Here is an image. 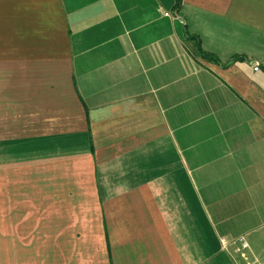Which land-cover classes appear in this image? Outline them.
Listing matches in <instances>:
<instances>
[{"label": "crops", "instance_id": "obj_1", "mask_svg": "<svg viewBox=\"0 0 264 264\" xmlns=\"http://www.w3.org/2000/svg\"><path fill=\"white\" fill-rule=\"evenodd\" d=\"M175 5L0 0V264H264V0Z\"/></svg>", "mask_w": 264, "mask_h": 264}, {"label": "trees", "instance_id": "obj_2", "mask_svg": "<svg viewBox=\"0 0 264 264\" xmlns=\"http://www.w3.org/2000/svg\"><path fill=\"white\" fill-rule=\"evenodd\" d=\"M181 3H182V0H176V5H175V7H176L177 9L180 8ZM191 37L196 38V37H194V36H191ZM196 39H197V51H198V53H199L202 57H206V58H208V59H210V60H215V61H217V58H216L213 54H209V53H207V52H205V51L202 50V47H201V44H200V40H199L198 38H196Z\"/></svg>", "mask_w": 264, "mask_h": 264}, {"label": "built area", "instance_id": "obj_3", "mask_svg": "<svg viewBox=\"0 0 264 264\" xmlns=\"http://www.w3.org/2000/svg\"><path fill=\"white\" fill-rule=\"evenodd\" d=\"M254 69H255V70H260V65L256 63L255 66H254ZM241 240H243V247L248 246V243H247V241L244 239V237H242ZM257 264H261V263H257Z\"/></svg>", "mask_w": 264, "mask_h": 264}]
</instances>
